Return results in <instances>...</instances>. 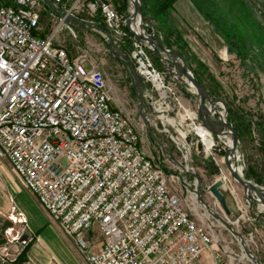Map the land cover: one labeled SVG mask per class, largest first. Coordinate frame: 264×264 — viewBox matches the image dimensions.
I'll use <instances>...</instances> for the list:
<instances>
[{
	"label": "built area",
	"instance_id": "2783aa9c",
	"mask_svg": "<svg viewBox=\"0 0 264 264\" xmlns=\"http://www.w3.org/2000/svg\"><path fill=\"white\" fill-rule=\"evenodd\" d=\"M49 3L0 0V160L7 161L85 264L196 263L203 249H213V234L185 208L187 200L204 207L196 183L189 188L180 180L190 169L180 166L169 174L155 162L128 112L117 102L112 105L99 60L86 50L71 56L60 43V31L65 28L76 38L74 27L84 26L111 39L115 50L125 47L119 57L150 90L146 106L137 103L139 115L155 130L168 132L183 157L186 146L176 127L191 140L196 135L192 126H203L196 111L184 108L173 82L150 58V46L129 33V15L105 0ZM45 11L57 24L42 35ZM71 18L78 23L70 24ZM176 181L183 183L185 194L171 186ZM9 201L12 225L25 223ZM25 232L4 230L2 258L9 256L10 246L19 251L31 240V232ZM216 264L227 263L217 259Z\"/></svg>",
	"mask_w": 264,
	"mask_h": 264
},
{
	"label": "rangeland",
	"instance_id": "374dc122",
	"mask_svg": "<svg viewBox=\"0 0 264 264\" xmlns=\"http://www.w3.org/2000/svg\"><path fill=\"white\" fill-rule=\"evenodd\" d=\"M131 12L132 9L130 13ZM207 12L208 15L212 14L210 11ZM97 21V25H99L100 28H105L100 19H97ZM213 22L216 25V19H214ZM56 24L57 19L50 15L49 11L43 12L40 19V34H48ZM144 26L148 33L153 31V29L154 31L157 30L154 24L149 20L145 22ZM161 27L165 29V27ZM218 27L219 25H216V28ZM172 29L180 32L176 27ZM74 31L77 35L76 38L72 37L65 28L62 29L59 33V39L62 40L60 43L65 46L67 52L71 56H75L83 50H86L91 57L99 60L100 66L105 71L104 73L110 85L111 96L114 99L113 104L115 105V102H117L122 112H128L129 116H131V121L134 124L133 126H135L141 144L144 146L147 153L154 156L155 162L163 167L167 173H178L180 166L175 165V162L168 159L163 152H161L160 145L151 137L147 127L144 126V122L139 117L137 93L134 95L130 92L128 80L131 73L129 74L124 59L115 55L108 45L107 38H102L95 30L82 31L74 27ZM163 31L164 33H162V36H165L166 32L165 30ZM155 34L162 44H164L162 37H160L158 33ZM173 39L174 38H171V40H169L171 43L170 45L169 43L164 45L167 49L178 52L184 57L189 68L188 70L191 71L194 77L196 76V78L198 77L200 79L202 83L200 84L210 97L217 100V108L221 112V115L225 114L227 120V108L230 107V110L237 111V113L242 114L243 118L252 121V135L250 137L244 136L243 140H240L238 137L236 153L239 159L236 163L240 166L242 175L243 170L249 163L262 165L264 152L259 148V131L256 128L255 122L258 120L257 117L259 114H264V50L253 53L254 55L252 54L251 57L248 55L246 65L240 63L237 55L228 57L226 60L218 58L217 60L218 62L220 61L219 65L222 68L218 71L210 67L211 72L208 66H205L203 62L193 56V53L187 47L183 37L182 39L186 44V55L176 50L174 43H172ZM120 52L126 54V49H122ZM150 52L156 56L151 49H149V54ZM163 56L168 59V64L170 61L175 60V57L171 55ZM150 58H152V56ZM157 59L160 64L158 57ZM172 68L176 70V67L172 66ZM160 69L164 71L162 67ZM196 70L198 72L197 75H195ZM164 72L169 82L172 81L175 85L174 90L179 96L184 108L186 110L188 109V111H196L198 96L194 88L187 82L176 80L170 77L166 71ZM214 116L217 117V114L215 113ZM155 122L158 128L162 127L159 121L155 120ZM154 125L155 124H151L149 127L156 140H159L175 161L183 162V150L180 151L177 149L176 144L171 139L168 132L157 131ZM194 127L195 126H192V129ZM176 129L179 132L178 129L181 128L176 127ZM179 134L180 138H182L181 133ZM212 138L215 142L213 148H206L200 137L196 135H193L191 140L187 138L186 142L190 144L191 148L189 150L190 152L187 150L186 165L188 164L187 167L190 169V172L184 173L182 177L180 176V180H184L189 188H194L196 183L206 204L215 214L217 213L222 218V220L215 218L206 208L194 201L187 200L185 202V208L190 216L199 224L208 227L213 234V249H203L200 258L194 264H216L217 259L227 264H254L246 257L241 244H239L238 236L233 234L231 230L229 231L226 227V223H228L235 232L239 233L243 243H245L247 251L252 257L257 259L260 264H264V207L259 202H255L245 196L243 187L230 176L228 172L223 150L227 149L228 151L227 146L221 141H218L217 137L214 135H212ZM197 142H201V149L197 148ZM14 176L16 177L15 174ZM218 177H221L225 182L227 186L226 191L228 192L229 190L231 193L235 210L241 213L236 220L230 221V215L225 212L222 205L219 204L210 191H208L209 185ZM16 179L19 181L18 184L20 185V189H16L15 185L9 187L12 192V199L17 208L23 213L24 217L26 216L27 218L25 217V223H16L12 225L11 221L7 218L9 210L0 209V226L3 237L4 230L7 227H13V233L17 232L20 234L25 231V233H29L31 232L29 225L35 226L44 221L38 207L35 205L33 194L22 185L19 178L16 177ZM248 180L257 184L252 179ZM182 185L183 183L181 181H176L172 182L171 186L175 188L177 192L185 194ZM257 185L264 187V185ZM9 197L11 196L8 195V198ZM254 197L256 198V196ZM216 255L218 256L217 259L215 258Z\"/></svg>",
	"mask_w": 264,
	"mask_h": 264
},
{
	"label": "crops",
	"instance_id": "0c3cea01",
	"mask_svg": "<svg viewBox=\"0 0 264 264\" xmlns=\"http://www.w3.org/2000/svg\"><path fill=\"white\" fill-rule=\"evenodd\" d=\"M48 1L52 2V0ZM106 1L110 2L117 11L127 16L130 14L132 9L130 1ZM141 1L147 8H151L156 0ZM172 3L173 7L168 19H162L153 13H149L147 19L154 24L157 29L155 33L162 38L165 37L162 33H164L163 30L166 31V27L179 29L180 35L186 41L193 56L208 66L210 71V67L218 71L222 68L218 58L226 60L235 55L228 50L226 44L231 35H235L237 40L243 39L250 42L249 57L253 53L264 50V0H174ZM48 8L52 10L51 7L48 6ZM207 11H210L212 16L208 15ZM214 19H216V25H219L218 28L213 22ZM75 28L86 31L84 26L77 25ZM144 85L143 99L150 95L149 86L146 83ZM128 86L130 92L135 95L137 85L132 76L129 77ZM18 182L7 161L0 160V209L9 210L8 195L12 198L9 187L15 185L16 189H20ZM33 197L44 221L35 226L28 224L32 235L31 240L19 251H13L10 246L8 257L2 258L0 255V264H85L77 255L71 240L62 233L58 224L50 219L36 197L34 195ZM4 242L5 238L0 226V245ZM202 258L204 259L203 255Z\"/></svg>",
	"mask_w": 264,
	"mask_h": 264
},
{
	"label": "water",
	"instance_id": "95a60500",
	"mask_svg": "<svg viewBox=\"0 0 264 264\" xmlns=\"http://www.w3.org/2000/svg\"><path fill=\"white\" fill-rule=\"evenodd\" d=\"M45 3L50 4L48 0H44ZM132 5V12L129 14L128 17H126V27L129 33L133 36H135L138 40L141 42L147 44L150 46V49L156 54V56L160 60L161 67L166 71L170 77L179 80L187 82L190 86L194 88V91L196 95L198 96L197 99V105H196V112L198 115V118L201 122V124L215 137H218L219 134L224 132L225 129H228L231 132L232 136V147L229 151L227 149L224 150V158L227 168L230 171L231 176L243 187L244 194L247 198L254 200L255 202H259L261 204H264V187H261L253 182H251L248 179H245L242 175L241 168L240 172L236 171L232 166L231 163H228L229 161V154L233 156L237 152V143H238V135L231 124H229L226 120V115L222 114L217 108V100L210 97V95L206 92V90L203 88V86L196 81L195 77L191 73L190 70H188V65L184 57L173 50H169L166 48L164 44L158 39V37L155 34V31H151L148 33L145 29V20L143 17L142 12V5L140 4V0H130ZM58 11L61 12V10L58 7ZM74 18H71L70 24H76L78 23L76 20H73ZM102 29V28H101ZM108 45L112 52H114L115 55L120 56L121 53L114 49L112 46V40L110 39L108 42ZM163 55H171L172 57H175V60L170 61L168 64V59L164 57ZM172 66L176 67V70L172 68ZM131 76L133 80L136 82L137 89V99L139 102L140 108H144L146 106V102L142 92L143 87L145 86L144 82L142 81L141 77L135 72L133 67H131ZM225 112V110H224ZM217 114V117L214 116V114ZM144 126L147 127L151 137L157 141V143L160 145L161 152L165 156H167L170 160L175 161V159L168 155L167 150L163 147V145L159 142V140H156L155 136L153 135L149 124L147 120L144 118L143 113L140 114ZM153 115V114H152ZM197 148L201 149V142H197ZM222 182L219 179L214 180L208 187V191L213 195V197L216 199L219 204L222 205V207L225 209V212L229 214L230 221L236 220L238 216L241 215V213L237 210H235L233 203H232V195L231 193L222 189ZM247 191L250 193L247 194ZM196 193L198 196V199L200 200L201 204L204 205V207L212 214L215 218L222 220V218L206 204L203 197L200 194V190L196 184ZM256 196V198L254 197ZM249 203V202H248ZM226 227L231 230L233 234L238 236L239 238V244H241L245 255L248 259H250L254 264H260L257 259L252 257V255L247 251L245 243H243V240L241 239L239 233L235 232L231 226H229L228 223H226Z\"/></svg>",
	"mask_w": 264,
	"mask_h": 264
},
{
	"label": "trees",
	"instance_id": "16d2710c",
	"mask_svg": "<svg viewBox=\"0 0 264 264\" xmlns=\"http://www.w3.org/2000/svg\"><path fill=\"white\" fill-rule=\"evenodd\" d=\"M174 0H156L151 5V8H147L146 5H144L141 1L140 4H142V12L145 22H147V15L149 13H153L156 15H159L162 17V19H168L169 13L171 11V8L173 7ZM153 9V10H152ZM166 34L165 37L162 38V41L164 44H171L170 39L174 38L172 43H174L176 50L181 52L182 54L186 55V44L184 43L182 36L180 33L176 30H173L172 28L166 27ZM227 48L229 51L234 52L235 55L239 58L240 63L243 65H246V60L248 59V53H249V46L250 42H247L245 40H237L235 35L229 36V40L226 41ZM150 55L152 56L153 62L155 64V67L161 68L160 64L158 62L157 57L150 52ZM198 64V62L196 61ZM201 65V64H200ZM198 72L196 70L195 75H197ZM196 78V76H195ZM196 80L201 83L200 79L197 77ZM202 84V83H201ZM230 108V107H229ZM228 109V115L227 120L229 123H231L237 132V135L240 140H243L244 136L250 137L252 135L251 132V125L252 121L248 120L246 118L242 117V114L237 113V111H233ZM251 118V117H249ZM258 120L255 122L256 128L259 131V148L261 151L264 152V114L258 115ZM246 179H252L254 182L260 185H264V158H263V164L259 165L257 163L251 164L249 163L247 167L243 170V175Z\"/></svg>",
	"mask_w": 264,
	"mask_h": 264
},
{
	"label": "bare ground",
	"instance_id": "6f19581e",
	"mask_svg": "<svg viewBox=\"0 0 264 264\" xmlns=\"http://www.w3.org/2000/svg\"><path fill=\"white\" fill-rule=\"evenodd\" d=\"M178 130H179V133H181L183 142L186 146V152L184 153V157L182 159L183 162H177V161H174V162L176 163L175 165L182 166V167H184V169H188V167L186 165L187 153H188V151H187L188 150V148H187L188 144H187V142L185 143V141H186L185 137H187V132L185 130H182V129H178ZM193 130L195 131L196 135L198 137H200L201 141L204 143L206 148H213L215 146V142H214V139L212 138V134L204 126H199V125L195 126L193 128ZM217 140L221 141L225 146H227L228 151L231 149V147H232V136H231V132L228 129H225L224 132L219 134L217 137ZM238 159H239V156L237 153H235L233 156H231L229 154V160H228L229 162L228 163H231V166L236 171L240 172V166H238L236 163ZM228 172L230 174L229 169H228ZM230 176H231V174H230ZM217 179H219L222 182V186H221L222 189L226 190L227 186H226L225 182L222 180V178L218 177ZM247 194L249 195L250 193L247 191ZM261 205L264 207V204H261Z\"/></svg>",
	"mask_w": 264,
	"mask_h": 264
}]
</instances>
